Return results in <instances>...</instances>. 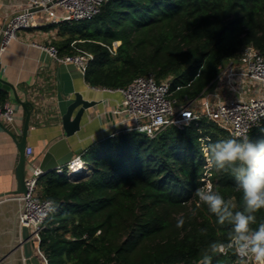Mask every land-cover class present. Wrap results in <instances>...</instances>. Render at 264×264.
Instances as JSON below:
<instances>
[{"label":"trees","instance_id":"trees-1","mask_svg":"<svg viewBox=\"0 0 264 264\" xmlns=\"http://www.w3.org/2000/svg\"><path fill=\"white\" fill-rule=\"evenodd\" d=\"M57 24H51L55 26ZM61 54H93L84 77L119 88L136 76L170 80L171 98L199 99L247 45L264 53V0H107L94 16L60 21ZM74 42V44H72ZM7 94L0 91V103ZM234 137L205 116L155 136L120 129L83 152L87 171L50 170L37 179L41 198L55 201L40 235L47 264H179L197 261L213 241H226L195 192L210 174L213 191L244 207L228 171L208 169L204 147ZM247 139H264V120ZM239 139V138H238ZM194 213V214H193ZM252 229L264 223V209ZM183 218L182 228L177 220ZM213 264H240L232 251Z\"/></svg>","mask_w":264,"mask_h":264},{"label":"built area","instance_id":"built-area-1","mask_svg":"<svg viewBox=\"0 0 264 264\" xmlns=\"http://www.w3.org/2000/svg\"><path fill=\"white\" fill-rule=\"evenodd\" d=\"M106 1L23 0L22 7L14 11L0 26V59L10 42L17 38L20 30L36 25L35 12L38 10H32L33 8L43 7L40 10L47 11L55 22L72 21L94 16ZM55 6L62 7L65 13L57 15ZM40 47L59 62L74 63L83 74L89 61L93 59L91 52L81 48H77L75 53L61 54L54 44ZM218 76L224 79V92L220 89L206 91L199 99L190 100L185 96L182 101L170 97L169 79L157 81L152 74L136 76L125 87L108 88L122 94V100L113 113L123 115L126 125L122 129L142 131L149 136H155L168 125L182 127L205 116L228 129L234 137L244 139L254 126L264 120V53L254 45H247L238 59H231L223 66ZM197 101L199 107L196 108L194 103ZM0 117L7 121L14 120V107L10 102L0 103ZM26 155L30 162L29 158L33 155L31 146H27ZM80 162L83 163L80 171H70L71 168L79 166ZM87 169V163L82 153H79L65 166L57 167L56 171L66 172L72 177ZM42 173L39 166L32 163L31 173L26 177L28 191L16 197L26 198L20 224L28 227L35 242V252L41 258L42 264H47L48 260L39 246L40 235L49 213L45 207L49 199L41 198L37 189V179ZM202 180L204 188L210 184L213 189L209 173L206 172ZM198 261L179 264H198ZM238 261L240 262L239 258ZM253 262L249 259L246 264Z\"/></svg>","mask_w":264,"mask_h":264},{"label":"crops","instance_id":"crops-1","mask_svg":"<svg viewBox=\"0 0 264 264\" xmlns=\"http://www.w3.org/2000/svg\"><path fill=\"white\" fill-rule=\"evenodd\" d=\"M22 5L23 0H0V26ZM54 10L57 15L65 13L60 6H55ZM59 22H55L45 10L36 11V25L20 30L0 59V77L14 84L21 100L31 102L24 107L17 101L13 89L0 85V91L7 94L6 101L14 107V120L0 117V195L3 197L11 195L10 192L17 187L19 150L16 139L19 141L22 137L29 110L27 146L33 148V155L29 158L30 162L27 160V176L31 173L32 163L39 166L48 148L58 140L65 138L74 156L82 153L92 142L126 125L122 114L113 113L122 100L119 91L91 85L74 63L59 62L40 47L56 45L55 41L61 39L57 27ZM216 89L224 92V79L219 76L207 91ZM77 95L92 104L83 109L80 129L67 136L64 115ZM82 106V103L76 106L73 115ZM52 156L57 157L55 153Z\"/></svg>","mask_w":264,"mask_h":264},{"label":"clouds","instance_id":"clouds-1","mask_svg":"<svg viewBox=\"0 0 264 264\" xmlns=\"http://www.w3.org/2000/svg\"><path fill=\"white\" fill-rule=\"evenodd\" d=\"M206 166L216 171H228L234 178L238 190L242 192L244 207L235 210L231 200L213 191L209 184L198 188L195 196L199 203L206 205L208 211L216 217L219 225H230L226 241H213L201 253L198 264H213L215 255L227 256L230 251L246 264L251 259L255 264H264V223L252 229L256 223L258 211L264 209V139L251 141L247 138H228L207 144L204 149ZM83 163L70 171H80ZM48 212H55V201L45 204ZM194 214V213H193ZM185 221L177 220L176 227L182 228Z\"/></svg>","mask_w":264,"mask_h":264},{"label":"water","instance_id":"water-1","mask_svg":"<svg viewBox=\"0 0 264 264\" xmlns=\"http://www.w3.org/2000/svg\"><path fill=\"white\" fill-rule=\"evenodd\" d=\"M43 7H36L32 10H40ZM9 86L7 89H13L15 97L24 107L31 104L29 100L23 101L18 96L14 84L9 83L0 77V85ZM83 104L81 110L73 115L74 109L79 104ZM92 103L84 101L80 95L70 105L64 115V130L66 135H73L80 129V120L83 109ZM31 111H28L25 124L22 130V137L17 141L19 150V160L16 166L17 187L13 189L9 196L0 195V264H40L38 256L35 254V242L31 238L28 227L21 226L20 220L26 207V198H17L16 195L27 193L26 167H27V133L29 130V120ZM15 137V136H14ZM52 153L57 157L52 156ZM74 152L69 147L65 138L58 140L46 151L39 168L43 173L56 170L57 167L65 166L72 158Z\"/></svg>","mask_w":264,"mask_h":264},{"label":"flooded vegetation","instance_id":"flooded-vegetation-1","mask_svg":"<svg viewBox=\"0 0 264 264\" xmlns=\"http://www.w3.org/2000/svg\"><path fill=\"white\" fill-rule=\"evenodd\" d=\"M34 252H35V250H34ZM35 254L37 255V253L35 252ZM38 256V255H37ZM38 258H39V260H40V264H42V260H41V258L38 256Z\"/></svg>","mask_w":264,"mask_h":264},{"label":"rangeland","instance_id":"rangeland-1","mask_svg":"<svg viewBox=\"0 0 264 264\" xmlns=\"http://www.w3.org/2000/svg\"><path fill=\"white\" fill-rule=\"evenodd\" d=\"M194 104H195L196 108L199 107V103H198V101L195 102Z\"/></svg>","mask_w":264,"mask_h":264},{"label":"bare ground","instance_id":"bare-ground-1","mask_svg":"<svg viewBox=\"0 0 264 264\" xmlns=\"http://www.w3.org/2000/svg\"><path fill=\"white\" fill-rule=\"evenodd\" d=\"M78 167V166H77Z\"/></svg>","mask_w":264,"mask_h":264}]
</instances>
